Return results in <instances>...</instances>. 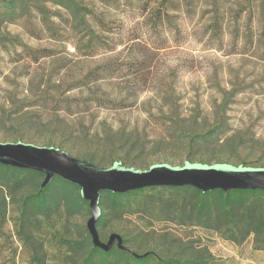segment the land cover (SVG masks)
Returning <instances> with one entry per match:
<instances>
[{"label":"rangeland","instance_id":"1","mask_svg":"<svg viewBox=\"0 0 264 264\" xmlns=\"http://www.w3.org/2000/svg\"><path fill=\"white\" fill-rule=\"evenodd\" d=\"M77 1L91 12L90 26L99 38L93 48L81 27L71 31L61 6L27 0L12 10L0 2V141L44 145L49 133L43 125L57 120L75 133L51 135L53 145L76 157L67 148L77 144L76 134L123 132L143 143L134 152L144 162L142 169L198 162L200 156L212 163L221 156L232 165L240 158L246 166L264 164L259 157L264 144V0ZM215 22L221 30H215ZM67 106L81 111L66 112ZM15 114L38 121L37 127L42 123L37 129H18L9 121ZM220 120L224 136L219 142L242 143L234 155L216 144L189 158L180 143L167 141L166 134L180 125L202 131ZM163 138L166 144L160 146ZM104 150L109 151L100 148L99 154ZM25 192L13 198L5 194L0 264H33L21 238L25 232L42 246L44 264H74L63 241L85 233L87 211L67 217L60 208L39 225L22 228L18 206ZM163 193L168 208L154 193L145 206L132 205L131 211L109 219L101 240L112 231L131 232V247L138 253L173 254L182 245L204 255V264H264V246L254 234L231 237L223 225L206 227L179 209L177 193Z\"/></svg>","mask_w":264,"mask_h":264},{"label":"trees","instance_id":"2","mask_svg":"<svg viewBox=\"0 0 264 264\" xmlns=\"http://www.w3.org/2000/svg\"><path fill=\"white\" fill-rule=\"evenodd\" d=\"M27 0H2V5L10 9H16L21 5V2ZM40 3H51L64 8L70 17L69 28L71 31L81 27V32L87 37L88 46L93 48L97 39H99L94 30L90 26L89 15L91 12L87 7L80 4L77 0H31ZM91 17V15H90ZM215 30H221V26L217 22L214 23ZM103 45V44H102ZM99 78H94L96 81ZM80 83V82H79ZM71 106L64 108V111L76 113L79 110L78 106ZM20 115V114H19ZM10 124L24 129H37L42 122L31 121L25 118L22 114L18 116L15 114L12 119L9 117ZM60 123V124H59ZM223 122L220 120L212 127L206 130H197L195 127H186L180 125L173 128L166 134L167 141H175L180 143L189 158H193L197 153L206 150L211 146H218L225 149L228 155H234L237 149L242 144L241 142H234L232 138H224L222 142L219 139L224 136L222 128ZM43 127L49 133L45 140L47 146L53 145V138L51 135L56 134L59 137H73L74 130H70L67 125L62 121L48 120ZM78 138L76 145L68 146V149L76 151L77 157L86 159L94 164L100 165L101 163L111 165L115 161L121 162L123 165L141 168L144 162L134 152H139L143 148V143L139 140H130V137L123 132H109L103 136L97 134L90 135L88 132L76 134ZM19 141V140H18ZM91 142L90 149H86L85 143ZM166 138L161 139V144L165 145ZM61 143V142H60ZM60 146V144H59ZM84 146V147H83ZM95 148H91V147ZM57 147V146H55ZM82 147V148H81ZM59 148V147H58ZM100 148L108 149L99 154ZM85 149V150H83ZM259 152L264 157V144L260 145ZM260 158V159H261ZM213 163H228L223 161L220 157L212 158ZM259 161V158H255ZM199 163L212 164L211 158H203L200 156ZM189 161V160H186ZM190 162V161H189ZM237 165H246L245 160L240 158ZM264 166V164H259ZM44 174L26 168H19L0 163V212L4 214V207L6 205L5 194L10 198L20 191H26L20 199L19 209V222L23 228L29 224L36 226L39 225L41 219H49V217L62 208L67 217L74 216L82 211H87L89 217L91 215L88 201L81 198L79 187L75 184L67 182L58 176H54L51 181L44 187H41ZM170 190L177 193L179 200L177 204L182 212L187 209V217L201 222L206 227L214 228L223 225L224 231L228 236L234 237L237 232H243V236L254 234L257 242L264 246V191L260 189H240L222 191L214 189L210 191H201L193 186H150L140 189H135L127 192H111L103 190L99 196V209L100 214L95 222V228L100 238L101 230L105 227L106 222L112 217L120 216L122 213L131 211L132 205L137 207L145 206L147 203L153 201L150 199L154 193L157 196V202L164 207L168 206L169 199H164L163 192ZM175 203V202H174ZM189 206V207H188ZM88 217V218H89ZM121 237L122 245L129 248H119L116 241L108 250H103L94 246L91 240L90 233L85 224V233H80L75 237L65 238L63 245L66 253L69 254L71 262L74 264H204L205 257L191 250L189 251L186 246L176 245L177 252L173 254L155 252L146 249L138 253L131 246L130 243L132 233L115 232ZM108 235V236H109ZM135 238H143L135 235ZM24 243L27 244L30 250V259L33 264H44V256L42 253V246L35 240L31 233L21 235ZM108 238V237H107ZM165 242H169V246L173 244L167 235L162 236ZM102 241V240H101ZM104 242V241H103ZM128 243L130 245H128ZM170 250V249H169Z\"/></svg>","mask_w":264,"mask_h":264},{"label":"water","instance_id":"3","mask_svg":"<svg viewBox=\"0 0 264 264\" xmlns=\"http://www.w3.org/2000/svg\"><path fill=\"white\" fill-rule=\"evenodd\" d=\"M0 163L43 173L41 187L54 176L78 186L80 196L88 201L91 213L86 227L92 243L103 250H108L115 241L119 248L129 250L122 245L117 233H111L105 242L98 237L95 222L100 214L99 196L103 190L127 192L150 186L190 185L203 192L214 189L225 192L240 189L264 191V166L185 161L182 165L155 163L142 169L115 161L104 167L55 146L23 141H0Z\"/></svg>","mask_w":264,"mask_h":264}]
</instances>
